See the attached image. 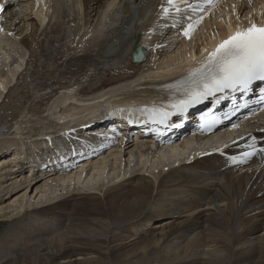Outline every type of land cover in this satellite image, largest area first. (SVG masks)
Instances as JSON below:
<instances>
[{"label":"bare ground","instance_id":"obj_1","mask_svg":"<svg viewBox=\"0 0 264 264\" xmlns=\"http://www.w3.org/2000/svg\"><path fill=\"white\" fill-rule=\"evenodd\" d=\"M5 1L0 0V5L3 6L2 3ZM24 2L25 4L20 6L21 10L17 8L15 14L18 15L21 11L29 12L17 23L20 29L19 35L17 34L19 32H14L13 29L9 34L12 39H8V34L5 33L7 31H4L0 24V65L6 68L5 72L0 74V95L7 94L9 86L19 80L25 69L24 60L27 58L28 62V57L21 56L18 49L22 48L27 55L32 52V43L23 38L29 37V29L34 28L37 32L49 25V38L47 37L46 42L42 41L43 49L38 54L43 50H51L56 45V49L49 57L59 54L58 50H60L63 66L59 61L52 62L46 55L44 61L36 59L42 64L40 69H44L47 79L43 83H38V74H34L35 84L38 83V89H49V92L36 107L32 105L29 109L22 106L23 98L18 104L10 103L16 107L14 110H6L5 116L1 114L5 121L10 117L8 118L10 128L4 131L5 126L3 127L2 124L5 121L2 120V124L0 122L2 125V127L0 125V159L2 160L0 199L12 195L14 190L24 185H27V189L31 187L33 189L39 183L33 182L35 175H40L43 179L55 176L48 181V184L61 187L64 185L62 182H68L71 183L70 187L73 186L72 191H74L75 184L79 186L84 183L87 187L88 183L101 181L106 172L115 171V175L118 173V176L112 179H115L114 185L119 184L126 179L122 172L123 165L124 167L129 165L133 154L138 155L137 163L147 158L144 161L153 165L151 169L153 171L149 176L132 175V179H136L131 183L126 186L120 183L111 190L108 188L104 194L102 193L104 184H96L97 187L93 190L102 195L98 199L81 194L78 189L77 195L81 196L80 201L72 204L71 201L64 200L65 203L53 210H59V214L69 210L72 213L70 215L77 212L100 215L104 217V221L99 229H92L87 236H75L74 232L66 233L68 230L62 237L51 238L50 235L51 237H48L51 239L45 237V240L38 239L36 245L29 248L22 247L21 253L16 252V254H13L14 248H10L11 245L9 247L5 245L6 252L1 253L0 264H27L33 261L35 264L76 262H81L80 264H264V155L256 157L249 166L242 168L231 167L230 161L221 159L220 156L200 155L217 144L224 146L231 140L233 134L207 140L181 139L163 149H159V145L150 140H141L114 149L106 157L103 153L101 157L104 158L88 163L82 169L70 174L56 175L50 168V162L57 161V156L61 155L66 159L71 153L70 147L76 143L75 140L86 139L87 135L92 134L95 128L84 129L88 124L87 119L95 112L119 104L120 101L113 100L117 94L120 93L121 102L148 103L150 98L156 96H162L167 103L179 100L180 97L177 95H162L146 89L148 84L142 83V80L165 73L169 75L179 64L194 57L197 49H202V53L208 46L223 40L225 35L234 31L231 29L225 33L224 28L227 24L229 26L236 22L247 23L246 19L252 20V17L263 21L264 0H251V4L249 0H222L211 13V18L208 17V20L200 25V29L192 34L191 40H182L176 50L162 57L161 61L153 66L154 68L150 63L158 56L157 49L167 48L166 45L172 41L168 38L170 31L164 25L175 23L183 13L189 18L192 15L189 13L192 7L182 6L185 4L184 1H175L180 9L179 12L175 8H170L167 14L163 12V7H169L167 0H25ZM11 5L12 3H9L8 6ZM16 5L13 4L12 8ZM7 8L4 7V15L8 12L13 13V10L11 12ZM140 22H142L141 27H139ZM24 24H26L25 28L22 27ZM28 27L30 28L27 29ZM87 36L88 38H85ZM217 36L221 37L217 38ZM55 42L61 44L60 49L59 44ZM133 43L144 46L145 49V59L139 65L131 62L130 49ZM113 44L118 46L117 52L105 53V50ZM14 55H17V58L11 62ZM24 55L26 56L25 53ZM126 55L128 59L124 62ZM10 63L14 66L11 67ZM43 64L53 70L44 68ZM105 67L107 71L99 72ZM111 69H114L113 75L104 77V74L108 75ZM54 76L57 79H64L58 83L50 82ZM72 77L76 78L70 80ZM92 78L94 79L90 80ZM99 79L98 85L88 87L90 83L94 84ZM77 85V89L82 87L84 89L75 92ZM27 88L23 91V97L29 98ZM107 97L109 98L106 99ZM139 113L141 111L132 110L129 115L135 116ZM263 117L264 113L246 120L244 127H252V125L255 127ZM237 129L240 130V127L234 130ZM25 130L28 132L26 133ZM31 132H34V135ZM131 148V151L125 153ZM29 151L33 155L37 153L36 164L42 160L43 162L34 170L19 173L18 160ZM238 151L236 150L235 154ZM232 152L229 150L228 154ZM127 154L130 158L123 161ZM167 157L169 162L164 164L163 160L167 161ZM155 163L162 164V169H156ZM26 174L28 176H25ZM112 179L108 181L113 183ZM46 187H36L38 192L34 199L37 196L38 198L33 203L25 202V192L20 193L14 197L13 204L0 210V214L10 210L13 212L11 217L21 214L25 216L27 213H34L37 217H48L52 214L49 210L51 207L48 206L53 205L57 197H54L56 191L51 189L47 195ZM70 187L62 188L67 190L64 194L70 192ZM165 190H180L183 196L176 197V192L173 196H169V198L173 197L172 201H169L172 205L164 202L153 204L161 208L151 211L149 206L155 195L154 192L164 193ZM46 201L52 203L49 202L50 204L43 206V210L37 211L39 208L37 204ZM107 214L109 220L105 218ZM142 215L148 224L156 218L163 221L150 231L145 227L140 230L136 226L139 231L129 230ZM141 220L137 226L142 228L145 224L141 225ZM240 220L244 222V225H241V232L227 244L223 226L231 221L237 223ZM75 221H80V224H75ZM75 221L76 227H81L83 222L79 219ZM53 224H57V221ZM90 225L87 224L86 227ZM38 230L42 233L44 230L50 231L45 228ZM125 237H128V242L124 241ZM185 240L188 242L181 247ZM166 247L171 250L168 249L169 254L163 252V248ZM198 251L200 252L197 253ZM75 254H78V258H75Z\"/></svg>","mask_w":264,"mask_h":264},{"label":"rangeland","instance_id":"obj_2","mask_svg":"<svg viewBox=\"0 0 264 264\" xmlns=\"http://www.w3.org/2000/svg\"><path fill=\"white\" fill-rule=\"evenodd\" d=\"M19 1L20 2L23 1V2H21V4H23V5L25 4V2H24L25 0H19ZM8 5L6 6V8L8 7L7 9L10 10L13 7V4L11 6H8ZM24 8L26 9L27 6H25ZM18 10H21V9H18ZM28 13L29 12H23V11H21L20 14L15 15V16L14 15L12 16L10 14V16H8L7 19H5V21L2 23L3 30L4 31H7V32H5L6 35L7 34L9 35L11 33V30H13V29H15L14 32H19V33H17L19 35L20 34V29L18 28L19 25H17V23L20 21V18L23 15L28 14ZM54 18H52V19H54ZM53 23H54V21L52 22V24ZM25 26H26V24H24L22 27L25 28ZM48 27H49V25L45 29H41V30H39L37 32L35 31L34 28L33 29H29L30 27L27 28V29H29V31H28L29 37H24V40L26 39L28 42L32 43V49H33L31 53H28V55H27V53L22 48H19V46H17V48H19L18 50H20V52H21V56H24L25 58L28 57V62L26 61V59H27L26 58L24 60V62L26 63L25 64V67H24L25 69L23 70V73L20 75L19 80L16 81L14 85H11V87L9 86V89H8L9 91L7 90V94H4L5 96L4 95L3 96L0 95V110H1V112H0V122H1V124L3 123L2 120L5 121V119H3V117H2L3 114H4V116L6 115L5 114V111L6 110L12 111V110H14L16 108L15 106L10 105L11 102L12 103L15 102V104H18L24 98L22 100V102H21L22 106L29 107V109H30L31 108L30 106H32V105H33L32 107H36L37 104L41 101V99L44 98V95L49 92V89H38V83H43L47 79L46 78V73L44 72V69H40V67L42 66V64H40L38 62V60L44 61V59L46 57H48V59L51 60L52 62H54V60L55 61H59V64L63 66V63L61 62L63 60H61L62 59V56L60 55V50H58L59 51V54H57V55L56 54H53L52 56L49 57L50 53L53 52L56 49L55 48V47H57L56 45L51 50H43L40 54H38L41 51V49H43V43H42V41L44 40V42H46L47 37L49 38V34H50L49 33L50 32L49 29L50 28H48ZM8 35H7V38L11 40L12 37L10 35L9 36ZM59 37L60 36H58V38ZM4 41L6 43H10V41L9 42L7 40H4ZM52 43H54V42H52ZM55 43L56 44H59L57 42H55ZM60 48H61V44H59V49ZM117 50H118V46L116 44H113V45L109 46L105 50V53H107V54H115L117 52ZM24 53L26 54V56L24 55ZM34 55H35V57H34ZM45 55H46V57H45ZM167 55L164 54L162 51H158V56H156L154 59H152V63L150 65L155 67L161 61V58L162 57H166ZM33 57H34V59H32ZM16 58H17V55L12 56L11 62L15 61ZM36 59H38V60H36ZM124 62H127V58L124 60ZM33 63H35V64H33ZM10 64H11V67L14 66V65H12V63H10ZM52 64H54V63H52ZM28 67H29V69H28ZM43 67L44 68L45 67L46 68H49L46 64H43ZM122 67H120V68H122ZM5 69L6 68L4 66L0 65V74H2L3 72H5ZM49 69H52L53 70V68H49ZM103 70L107 71V67L101 69L99 72H101ZM113 70L114 69L109 70L108 75L105 73L104 74V77L107 78L108 76L113 75V73H114ZM63 71H65V69ZM34 74H38L39 80H38V83L37 84H35L36 82L34 80L35 79V77L33 76ZM56 76H54V79H52L50 82H53V83H56L57 82L58 83V81L61 82L64 79V78L57 79ZM75 78L76 77H72V78H70V80H74ZM93 79L94 78H92L90 80H93ZM99 82H100V79H99V81L97 80L94 84L90 83L88 85V87L89 86H93V85H98ZM77 87H78V85L76 86V89H75V92H77V93L80 90L84 89V87L78 88V89H77ZM25 88L28 89L29 98L28 97H23V91H24ZM7 104L9 106L6 107ZM8 118H10V117H8ZM8 118H7V121H5L6 124H4L5 122L2 124L3 127L5 126L3 128L4 131H7L10 128V119L8 120ZM41 120H44V119H41ZM259 122L260 123L261 122H264V117L261 118V119H259ZM2 125H1V127H2ZM25 132L27 133L28 130H25ZM31 133H33V135H34V132H31ZM132 148L129 149V150H127V151H125V153L126 152L128 153L129 151H131ZM137 156H138L137 154H133V156L131 157V160H130L131 162L129 163V165L127 167L126 166L124 167V165H123V171L122 172L126 176L125 177L126 179H124L123 181L119 182V184L121 183V184H123V186H126L128 183H131L132 180L136 179V178L132 179V175H138L139 174V175L149 176L150 175V172L153 171V170H151L153 165L152 164H149L147 162H146L147 163L146 164L145 161H144V159L146 160L147 158H144L143 161L141 159V162H138L137 163V160H138V157ZM1 158H3V157H1ZM129 158H130L129 155L127 154V156L125 155L123 161H126ZM166 160L167 161H165V159L163 160L164 164H167L169 162L168 157L166 158ZM1 162L2 161H0V163ZM145 164H146V166H145ZM159 164L160 163H158V165ZM158 165L155 163L154 164V167H156V169H158V170L162 169V166H161L162 164H160L159 166ZM115 173H116L115 171L106 172L102 176L101 181H97L96 183L92 182L90 184L88 183L89 187H88V185H87V187H85L84 183L82 184L83 186L81 184H79V186H78V184H75V187H74L75 190L74 191H72L73 190V188H72L73 186L70 187V184L71 183H68V182L63 183L62 182V184H64L63 186L60 184L61 187H58V186L55 187L54 185L51 186V184H48V181L50 179H52V178H55V177H51L50 179L49 178L48 179H43L42 177H40V175H35L33 177V179H34L33 182L38 181L39 183L37 185H35L33 189H32V187L29 188V189H27V187H26L27 185H24V186H22V187H20V188H18L16 190H14V193L12 195H8L6 197L1 198L0 199V210L6 209L7 207H9L11 204H13L15 202V201L13 202L14 197H16L17 195H19L20 193L21 194L22 193L24 194V192L26 194L25 202H27V203H33V202H36L37 201V198H38V196H37L34 199L35 195L38 192V191H36V187L37 186L38 187L47 186L45 188L46 189V194L47 195L49 194V191H50L49 189L55 190L56 192L54 194V197H57L56 198L57 200L55 199L54 200L55 203L53 205L48 206V207H51V209H49V210H51L50 212L52 213V214L48 215V217L47 216H45V217H37V216H35L34 213H31V214L30 213H27V214H25V216L21 214V216L23 218L20 215H18L17 217H15V216L14 217H11V214L13 212L10 211V210H7L4 213L0 214V255H1L2 252H6V250L4 249L5 245L8 246V247L11 245L10 248H14L13 249V251H14L13 254H16V252L17 253H21L20 250L23 249L22 247L29 248V247H33L34 245H36L37 244L36 242H38V239H39V241H41L42 239L45 240L47 238L51 239V238H55V237H62V235L65 234V232L67 230L68 231L66 233H69L70 234L71 232H74V235L75 236L76 235H85V236H87V234L92 229H94V228L99 229L100 224L102 223V221H104V217H102L100 215H93V214H89V213H87V214H81L79 212H77V214L70 215L72 213L69 212V210L65 211L63 214H59V210H57V211L55 210L56 211L55 212L53 210V208L58 207L59 205L65 203L64 200L65 201H71L72 204L77 203V201H80L81 196L77 195V190L78 189H79V192L81 194L91 195L95 199H98V198L102 197V195L100 193L96 192V190H93V189H95V187H97L96 184H101V185L104 184L105 186L103 185V187H102V193L104 194L105 191L108 190V188H109V190H111V188H115L116 186H119V184L114 185V180L115 179H112V178H115V176L116 177L118 176V173H117V175H115ZM237 173H239V172H237ZM25 176H28V174H26ZM119 176H120V174H119ZM111 179L113 180V183H110L109 182ZM80 181H82V180H80ZM67 186L70 187V192L67 193V194H64V192L66 193L67 190L66 191L65 190H62V188H67ZM132 186L133 185H131V187ZM129 188H130V186H129ZM119 189H122V187H119ZM161 191L163 192V190H161ZM161 191L154 192L155 195H153L152 203L149 206V208H150L151 211L152 210H156V209L159 210L161 207L157 208L155 206V205H158L159 203H163L164 202L165 204L168 203L169 205H172L169 201H172V199H173L172 196L176 192H177L176 197L180 198L181 196H183V193L179 192L180 190L179 191H176V190L175 191H173V190H165L164 193H162ZM159 192H161V194ZM91 193H93V194H91ZM72 194H75V196L72 197L71 196ZM170 195H172V196L169 198ZM163 196H165V197H163ZM162 199H164V200L162 201ZM153 201H155V202H153ZM160 201H162V202H160ZM49 202L50 201H46L44 203H39V204H37V206H39V208H37V207H35V208H37V211L38 210H43L42 209L43 206L46 205V204H48ZM50 203H52V202H50ZM153 204H155V205H153ZM40 206H41V209H40ZM155 217L156 216H153V218H155ZM105 218L107 220H109L108 214L105 216ZM78 219L81 220V222H83L82 225H81V227H76V225H75V224H80V221H77V222L75 221V220H78ZM141 219H144L143 218V215L141 217H139L135 221V223H133L134 226L133 227H130L129 230L135 232V231H139L138 228H140V230H141V229H144V227H145L148 231H150L154 226H156L158 223H160L161 221H163V220H160V219L156 218V219H152V221L150 222V224H148L145 221V219L144 220H141ZM140 220H141V225H144L145 224L142 228H141V226H137V224L140 222ZM233 220H234V216H233ZM50 221H52V222H50ZM55 221H57V224H53ZM70 221H72V222L70 223ZM41 222L43 224H41ZM68 222L70 223V225H68L69 224ZM66 223H68V224H66ZM72 223H73L74 226H72ZM87 224H89V225L91 224V225L89 227H86ZM241 225L243 226L244 225V222H242L240 220L237 223H235L234 221H231V222H229V223H227L226 225L223 226L225 228L224 237H225V240H226L227 244H229L230 240H233L234 239V237H235L236 234H238V233L241 232V230H242ZM135 226L138 227V228L136 229ZM38 228L39 229H43V228L50 229V231L44 230L43 233H42V232H40L38 230ZM51 229H55V230H52L51 231ZM48 236H50L51 238L48 237ZM44 237H45V239H44ZM216 237H217V235H216ZM124 241L125 242H128L129 241L128 240V237H125V240ZM187 242H188V240H185V242L181 245V247H183L184 244H186ZM168 249H169V247L163 248V252L165 254H169ZM200 250L202 251V249H200ZM199 252L200 251H198L197 253H199ZM77 255L78 254H75V258H78ZM164 262H166V261H164ZM31 263L32 264L33 263L35 264V261L30 262V263H27V264H31ZM80 263L81 262H76L74 264H80Z\"/></svg>","mask_w":264,"mask_h":264},{"label":"snow or ice","instance_id":"obj_3","mask_svg":"<svg viewBox=\"0 0 264 264\" xmlns=\"http://www.w3.org/2000/svg\"><path fill=\"white\" fill-rule=\"evenodd\" d=\"M184 2L186 3L187 0ZM206 3L211 4L212 0H206ZM167 4L169 7H163L165 14L170 8H175L177 12L180 11L175 0H167ZM189 7L192 6L189 5ZM2 8L3 6L0 5V10ZM192 28L193 25L189 24L184 35L189 36ZM205 51L207 55L200 61V67L189 73V80L184 87L185 97L171 103L172 109L183 112L190 105L201 102L216 93H222L228 89L234 90L238 87L241 90H247L253 81H264V23L258 25L249 18L247 26L237 25L235 30L230 31L227 37L213 49ZM141 111L148 113L151 119L159 116L160 122H164L169 115L173 114L155 107L144 108ZM252 154L245 153L244 155L248 157Z\"/></svg>","mask_w":264,"mask_h":264},{"label":"water","instance_id":"obj_4","mask_svg":"<svg viewBox=\"0 0 264 264\" xmlns=\"http://www.w3.org/2000/svg\"><path fill=\"white\" fill-rule=\"evenodd\" d=\"M141 49V48H140Z\"/></svg>","mask_w":264,"mask_h":264}]
</instances>
